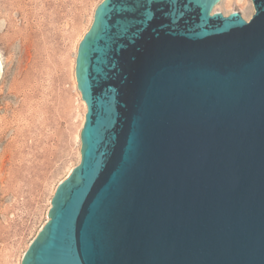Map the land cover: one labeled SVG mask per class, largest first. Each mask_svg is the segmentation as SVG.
Listing matches in <instances>:
<instances>
[{
  "label": "water",
  "instance_id": "1",
  "mask_svg": "<svg viewBox=\"0 0 264 264\" xmlns=\"http://www.w3.org/2000/svg\"><path fill=\"white\" fill-rule=\"evenodd\" d=\"M220 1L97 6L81 161L21 264H264V0Z\"/></svg>",
  "mask_w": 264,
  "mask_h": 264
},
{
  "label": "rangeland",
  "instance_id": "2",
  "mask_svg": "<svg viewBox=\"0 0 264 264\" xmlns=\"http://www.w3.org/2000/svg\"><path fill=\"white\" fill-rule=\"evenodd\" d=\"M103 0H0V264H21L81 161L78 46ZM255 12L251 0L214 11Z\"/></svg>",
  "mask_w": 264,
  "mask_h": 264
}]
</instances>
